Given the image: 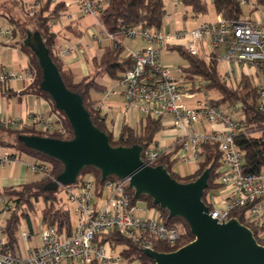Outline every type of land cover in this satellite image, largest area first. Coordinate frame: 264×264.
I'll list each match as a JSON object with an SVG mask.
<instances>
[{
	"label": "trees",
	"instance_id": "obj_1",
	"mask_svg": "<svg viewBox=\"0 0 264 264\" xmlns=\"http://www.w3.org/2000/svg\"><path fill=\"white\" fill-rule=\"evenodd\" d=\"M98 1V0H90ZM107 5L99 19L104 28L113 35V42L102 49L100 57L92 59V70L86 77L79 75L59 55L58 45L62 33L81 38L83 33L77 28L75 22L64 25L59 31L54 26L61 22L68 7L64 2L54 0H35L34 6L24 11L22 6L21 20L11 19L15 28L13 33L16 36L15 44H20L21 49L29 59L28 71L35 80L31 83L29 93L45 99L50 106L51 115L62 118L68 128V135L63 136L55 129L54 132L38 130L35 125L24 127H3L0 126V146L14 148L20 154L36 158L35 166H44L43 177L35 182L26 183L17 187H7L0 190V199L6 202V208H10L9 217L5 221L4 234L6 245L4 252L15 256H23L21 249V228L22 222L26 221L28 236L32 239L37 234L34 229L32 217L36 212L39 202L44 203L42 209V227L56 228L62 234L70 235L74 230V222L69 209L60 200V193L64 190L57 184V179L64 172V165L59 160L52 158L42 152L28 147L22 138L28 136H39L51 139L71 140L74 137L73 129L63 112L57 110L53 99L42 88L43 69L39 62V56L31 47L32 43L40 39L41 43L49 50V55L57 66L61 77L67 88L82 97L85 109L90 113L93 124L108 135L111 147H133L143 151L153 144L159 143L156 139L159 133L165 130L162 119L154 118L151 115L145 116L140 121V128L136 129L124 121L120 124L118 133H115L113 125L115 120L109 114L98 109L102 96L110 87L101 84L98 80L108 78L113 85L120 79L121 75L129 70L132 65L131 57L125 53L124 46L116 40V36H124L123 31L127 29H142L146 31L164 29V18L167 15L164 0H104ZM188 13V18H197L203 15L207 9L204 0H179ZM253 11H261L264 15V0H254ZM216 15L228 22L251 21L244 19L243 8L238 0H211ZM34 15H31V14ZM64 36V35H62ZM219 48L211 50L207 56L192 55L182 45L170 46L167 51H176L187 66L180 68L184 79L190 84L187 88L191 93H207L215 91L218 99L210 100L208 104L219 109L225 106L227 110L236 106V112L241 115L237 120V130L234 135V145L242 154V170L244 174H260L264 168V99L261 97V88L264 89V66L257 68L256 73L261 74L263 83L258 86L252 79L243 72L234 79V86L228 81H222L220 76V62L218 60ZM197 84V86H196ZM6 138V139H5ZM170 152L161 155L154 166H161L172 179L180 184L193 182L199 178L205 170H208L209 177L207 188L204 190L202 201L211 212L212 204L210 196L222 188L219 183L220 169L222 167V154L218 145L214 142H206L200 146L198 157L195 161L196 170L187 176H179L173 171L174 165L179 158L176 157L178 147L169 145ZM12 158L15 155L11 156ZM93 178L101 187L107 180L119 179L115 176L102 180V173L95 167H85L76 183L81 185L88 178ZM130 203L136 206L142 203L145 209L156 211L164 225L175 228L178 233V241L175 245L169 246L155 242L153 250L157 253H171L194 240L189 226L180 217L169 218L167 210L153 204L152 199L147 195L135 196L134 190L127 186ZM247 207L231 211L228 220L235 219L240 224L248 227L256 242L264 247V226H253L245 220ZM97 242L110 243L115 248L120 247L119 256L123 264H154L144 251L131 239L125 238L117 232L101 235ZM74 264V263H73ZM93 264H99L94 262Z\"/></svg>",
	"mask_w": 264,
	"mask_h": 264
},
{
	"label": "built area",
	"instance_id": "obj_2",
	"mask_svg": "<svg viewBox=\"0 0 264 264\" xmlns=\"http://www.w3.org/2000/svg\"><path fill=\"white\" fill-rule=\"evenodd\" d=\"M247 1L241 0L240 4ZM79 2L84 14L97 20L102 28L101 34L113 42V35L99 19L107 3L104 0ZM169 20L170 16L166 15L164 22ZM123 35L144 41L146 46L128 51L132 67L102 96L98 109L110 114L113 109L110 99L118 98L123 109H133L143 117L151 115L157 119L170 118L175 132L172 143L173 147H178L175 155L179 159L196 161L202 144L209 141L216 143L222 154L219 183L227 192L220 200L213 194L210 196L209 202L213 210L209 214L218 223H224L228 221L231 211L247 207V223L256 227L264 226V174L243 173L242 154L234 145L238 124L232 112H236V106H231L228 113L209 104L199 110L187 107L184 103L186 86L174 79L170 71L162 68L159 63V49L177 46L180 40L188 36L189 42L185 48L192 55L204 52L203 38L209 43L208 54L212 49L223 48V54L218 56L224 67L220 71L222 81L231 82L242 68H249L256 73L257 68L264 66V18L238 22L220 19L217 23H200L190 33L134 28L124 30ZM83 51L82 45L58 46L62 58ZM229 63L234 65V69ZM253 79L254 84L261 86L262 83L257 82L255 77ZM24 80L31 84L35 78L28 70L0 75L2 83ZM260 94L264 99L263 88ZM31 119L32 125L40 127V130L54 132L57 129L61 135H68L65 121L56 115L35 114ZM215 125H219L221 129L214 130ZM0 126L24 127L26 124L23 120L0 115ZM208 127L212 129L208 131ZM2 150L0 146V167L3 169L13 165L15 159L3 154ZM170 151L169 146L156 143L143 151L141 159L144 164L154 166L161 155ZM44 168L33 165L30 169L33 173H38L43 172ZM127 186L128 181L125 179H112L99 187L93 178L86 179L81 185L62 186L70 202L75 205L76 222L73 232L68 235L60 233L56 228L42 227L35 235L32 245L30 237L24 232L21 237L26 244V256H15L4 252L7 240L4 228L0 225V264H123L112 244L97 242L98 237L112 232L131 239L142 250H153L155 242L175 245L178 241L177 230L159 221L156 211L146 219L135 217L136 206L130 203ZM4 202L1 198L0 203ZM5 210L9 211L10 208Z\"/></svg>",
	"mask_w": 264,
	"mask_h": 264
},
{
	"label": "water",
	"instance_id": "obj_3",
	"mask_svg": "<svg viewBox=\"0 0 264 264\" xmlns=\"http://www.w3.org/2000/svg\"><path fill=\"white\" fill-rule=\"evenodd\" d=\"M43 69L42 88L63 112L74 132L71 140L28 136L21 139L28 147L62 162L64 172L57 184H76L85 167H95L102 180L115 176L128 181L135 196L147 195L153 204L167 210L169 218L180 217L190 228L194 240L171 253L143 250L154 264H264V247L250 229L235 219L218 223L202 201L207 188L208 170L197 180L180 184L161 167L142 162L141 149L111 147L108 135L92 122L82 97L71 92L49 55L37 38L31 44Z\"/></svg>",
	"mask_w": 264,
	"mask_h": 264
},
{
	"label": "crops",
	"instance_id": "obj_4",
	"mask_svg": "<svg viewBox=\"0 0 264 264\" xmlns=\"http://www.w3.org/2000/svg\"><path fill=\"white\" fill-rule=\"evenodd\" d=\"M54 1L64 2L68 7V11H70L71 13L67 21L61 20L62 21L61 28L70 22H75L77 28L83 33L81 38L75 37L76 38L75 42L72 41V37L70 35L66 33H62V35L64 36L61 35L58 46L82 45L84 47L83 53L74 54L70 57L63 59L67 64V66L72 68L75 72H76L75 69L79 68V70H82V72L85 74L84 76H86V73L88 71L87 70L88 61L86 58L87 51H91V52L95 51L97 54L101 52L100 54H102V49L110 45L111 43L104 44L100 40V36L97 34L94 28H101V27L97 24V20L94 17L87 16L84 14L83 6L80 4V2L77 3L74 0H54ZM204 1L207 3V5L209 4L212 5L211 0H204ZM238 1L240 2L241 0ZM34 3L35 0H0V75L6 72L21 73L28 69L29 59L27 55L21 49L20 44H15L16 36L13 33V28H15V25L13 24L12 20L13 19L21 20L22 6H24V11H28L32 9ZM164 3H165L166 13L167 15L170 16V20L164 23L165 24L164 28H166V30L171 28H184V26L180 24L181 22H185L189 20L186 8L182 7V4L180 3L179 0H164ZM247 3H249V0L241 6L243 7ZM254 8H255V4L250 5L249 7L250 16L247 19L249 20L263 19L264 15L261 13V11H253ZM214 14H215V18L212 19L210 18L207 21L206 20L196 21V19L194 20V18L191 19V22H193L192 24L194 25L193 28L200 23H217L220 20V17L216 15L215 10H214ZM121 44L122 45L124 44L123 40L121 41ZM97 46H100L98 48L99 52L98 50L97 51L94 50L96 49ZM145 46H146V42L133 38L129 47L124 46V48L125 50H133V49L138 50L144 48ZM202 48L205 51V47L203 46V44H202ZM206 55H208V52L206 53ZM241 72L249 76L252 79L253 83H254V79H253L254 77L256 81L259 82L257 79V75H258L257 73H253L254 76L252 77L249 75L247 69L244 70L242 68ZM187 88L188 87L186 86V90H188ZM30 89H31V84L30 81L28 80L10 81L6 83L0 82V115L7 116L14 120L17 119L23 120L25 121L26 125L33 124V121L31 119L32 115L42 114L48 116L50 114V106L48 102L45 99L34 95L33 93H29ZM187 93H191V92L187 91ZM191 94H195V93H191ZM116 99L120 109H123L120 105V99L118 98ZM128 110L124 109L123 110L124 112L120 110L119 121L120 122L124 121L125 123L130 125L128 122L125 121L128 114ZM109 116H111L114 119V116H112V111L110 112ZM13 128L15 129L18 127L13 126ZM211 129L212 128L209 127L207 128L208 131ZM213 129L220 130L221 127L219 125H215L213 126ZM174 136H175L174 129L172 127L169 128L165 127L164 136L162 137V140L158 142L160 145L169 146L172 143ZM2 148H3L2 150L3 154H8L10 156L15 155L14 157L15 163L11 166L8 165L3 169L0 167V187L3 189L7 187H17L26 184L27 183L26 178L28 177V174H33L30 168L35 164L36 158L29 156V158L25 159L26 155L23 154L21 155L20 152L18 150H15L14 148H4V147ZM262 173L264 174V172ZM224 195L225 194H223L221 197H223ZM30 241H32L31 238Z\"/></svg>",
	"mask_w": 264,
	"mask_h": 264
},
{
	"label": "rangeland",
	"instance_id": "obj_5",
	"mask_svg": "<svg viewBox=\"0 0 264 264\" xmlns=\"http://www.w3.org/2000/svg\"><path fill=\"white\" fill-rule=\"evenodd\" d=\"M75 2L79 3V0H74ZM76 3V4H77ZM255 1L254 0H249V3H247L245 6H243V12H244V19H247L250 15H249V7L250 5L254 4ZM183 7V6H182ZM70 11L64 13L63 17H62V21H67L68 20V17L70 16ZM212 19V18H215V14H214V9L212 7L211 4L208 5L207 7V10L206 12L197 17V18H194V20L196 19V21H207L208 19ZM189 20L185 21V22H181L180 25L184 26V28H171V29H168L166 30V28H164V31L166 32H170V33H175L177 31H180V32H185V33H190V31L193 29V22H191V18H188ZM198 23V22H197ZM62 23H57L54 27L55 31H59L60 28H61V25ZM97 32V34L100 36V40L104 43V44H109V43H112V41L108 40V38L106 36H103L101 33H102V28H94ZM172 30V31H171ZM102 35V37H101ZM72 37V41L75 42L76 38L71 36ZM116 40L119 41L121 43V41L123 40V45L126 46V47H129V45L131 44L133 38H129V37H126V36H116ZM188 42H189V37L186 36L185 38H183L182 40L179 41V45H182L184 47H186L188 45ZM202 44L203 46L205 47V51H199V55L200 56H206V53L209 52L210 50V47H209V43L207 41V39L203 38L202 40ZM198 46L200 47V44H198ZM100 46H97L96 49L94 50H98ZM129 50H125V53L127 54ZM99 52V50H98ZM223 49L220 48L219 49V53L220 54H223ZM101 52H99V54H97L95 51L91 52V51H87V55H86V58H87V61H88V65H87V73H86V76L89 75V72L92 70V67H91V63L90 61L92 60L93 57H100ZM159 63H160V66L162 68H165V69H168L171 73V75L173 76L174 79H177L178 81L182 82L185 86H187L188 88H190V84L187 80L184 79L183 75L181 74V70L180 68H183V67H186L187 66V63L185 61V59H183L176 51L174 52H171V51H167L166 49H161L159 50ZM229 66L231 68L234 69V65L230 64L229 63ZM249 75L250 76H254L253 75V70L249 69V68H246ZM77 74H79V77L82 78V77H86L84 76L85 74L82 72V70H79L78 69H75ZM224 70V67H223V63L220 64V71H223ZM245 70V69H244ZM81 71V72H80ZM235 79V78H234ZM231 80L230 84L234 86L235 84V80ZM257 79L260 83H263V77L261 74H258L257 75ZM101 84H105L107 85L108 87H111L113 86V83H111L108 78H102V79H99L98 80ZM197 86V84H196ZM218 99V94L215 92V91H209L207 93H195V94H191V93H187L184 97V103L185 105H187V107L191 108V109H196V110H199V109H202L203 107H205L208 102L210 100H216ZM110 101L112 102V105H113V110H112V116H114V119L116 120L115 124L113 125V128H114V131L115 133H118L119 131V127H120V124L122 122L119 121V112L120 110L123 111L124 109H120L119 107V104H117V99L116 98H111ZM219 110L223 111V112H226L228 113L227 111V108L225 106H221L219 108ZM124 112V111H123ZM241 113L240 111L238 112H232V116L235 118V119H238L240 117ZM111 118V116H110ZM142 116L138 113H136L133 109H130L128 110V114H127V117H126V122H128L131 126H133L134 128L136 129H139L140 128V120H141ZM162 124L166 127V128H169V127H172L173 126V123H172V120L169 118H162ZM37 129L40 130L41 128L37 126ZM207 129V128H206ZM164 136V131H162L161 133L158 134V136L156 137L157 141H161L162 140V137ZM6 139V138H5ZM29 158V156H25V159ZM196 163L195 161H187V160H184V159H179L178 162L174 165L173 167V171L178 174L179 176H187V175H190L192 174L195 170H196ZM262 172H264V168L262 169ZM43 177V174L42 173H33V174H28V177L26 178V181L27 183H31V182H35V181H38L40 180L41 178ZM90 177H88L87 179H89ZM2 188L0 187V190ZM227 192V189H225V187H222L221 189L215 191L213 193V195L215 197L218 198V200H220V197L225 194ZM60 200L62 201V203L65 205V207L67 209L70 210L71 212V215H72V219H73V222L75 223L76 222V216H75V205L70 202L69 200V196L67 194V192L65 190H63L61 193H60ZM6 202L4 203H0V225H5V221L6 219L9 217V211H6L5 208H6ZM44 207V203L41 201L39 202V204L37 205L36 207V212L33 214V217H32V223H33V226H34V229L36 232H38L41 228H42V209ZM153 214V210H147L145 209V207L143 206L142 203L138 202L137 205H136V211L134 213L135 217L139 218V219H146L147 217H150L152 216ZM157 218V217H156ZM21 235L24 233V232H28V228H27V223L26 221H23L22 222V228H21ZM34 238L35 236H33V239L32 241H30V244L32 245L34 243ZM21 249H22V254L23 256H26V244L23 240V238L21 237ZM115 253L119 254V252L121 251V248L120 247H117L115 250Z\"/></svg>",
	"mask_w": 264,
	"mask_h": 264
}]
</instances>
